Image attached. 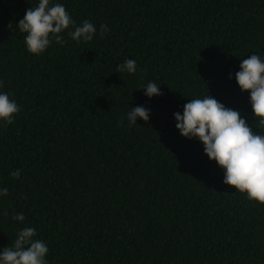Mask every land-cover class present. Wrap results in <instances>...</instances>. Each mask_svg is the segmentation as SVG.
<instances>
[{
    "label": "trees",
    "instance_id": "16d2710c",
    "mask_svg": "<svg viewBox=\"0 0 264 264\" xmlns=\"http://www.w3.org/2000/svg\"><path fill=\"white\" fill-rule=\"evenodd\" d=\"M51 2L97 32L30 54L17 24L38 0H0V92L21 108L0 122V250L34 227L49 264H264V204L225 184L173 115L209 94L264 134L235 79L264 59V0ZM126 59L134 74L116 72ZM150 81L162 96L139 89ZM137 106L149 121L128 126Z\"/></svg>",
    "mask_w": 264,
    "mask_h": 264
},
{
    "label": "clouds",
    "instance_id": "9594fccd",
    "mask_svg": "<svg viewBox=\"0 0 264 264\" xmlns=\"http://www.w3.org/2000/svg\"><path fill=\"white\" fill-rule=\"evenodd\" d=\"M24 33V43L28 53L40 55L55 42L63 46L67 43L64 34L76 43L93 40L97 29L93 23L83 20L77 25L62 3L51 0H38L35 7L26 10L24 17L17 24ZM109 31L107 25H101L99 35L104 37ZM137 71V63L126 59L116 68L117 73ZM231 78V74L229 76ZM235 79L241 91H248L255 127L264 132V59L253 54L240 63V70ZM0 88L3 82L0 81ZM144 95L151 98L162 96L163 92L155 82H148L140 87ZM12 94L0 92V122L5 126L14 122L15 115L21 111ZM151 110L144 106L131 108L126 114L128 126L137 124V118L149 121ZM175 127L188 139L196 138L203 144L204 153L223 169V182L234 186L236 191L246 195V199L264 204V134L253 130L241 116L239 110L226 107L211 95L191 99L183 106V113L175 112ZM121 118L119 126L124 127ZM14 179L20 177V170L10 173ZM8 189H0V196H7ZM4 216L8 213L5 211ZM23 223L25 216L18 213L12 217ZM34 227H23L17 231L11 246L0 250V264H49V248L43 239H36Z\"/></svg>",
    "mask_w": 264,
    "mask_h": 264
}]
</instances>
